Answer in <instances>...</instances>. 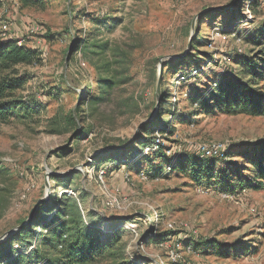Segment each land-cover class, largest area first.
<instances>
[{
  "label": "rangeland",
  "instance_id": "rangeland-1",
  "mask_svg": "<svg viewBox=\"0 0 264 264\" xmlns=\"http://www.w3.org/2000/svg\"><path fill=\"white\" fill-rule=\"evenodd\" d=\"M0 39L37 57L18 66L25 107L0 121L9 254L22 250L13 235L38 201L65 193L82 195L80 210L102 233L122 231L125 256L138 264H264V185L253 186L254 166L240 152L264 144V114L202 112L190 98L237 78L264 93V0H0ZM103 63L114 90L89 103ZM78 113L86 130L73 140L65 121ZM144 127L153 144L141 147ZM210 142L227 155L195 180L180 166ZM9 256L0 264H15Z\"/></svg>",
  "mask_w": 264,
  "mask_h": 264
},
{
  "label": "trees",
  "instance_id": "trees-1",
  "mask_svg": "<svg viewBox=\"0 0 264 264\" xmlns=\"http://www.w3.org/2000/svg\"><path fill=\"white\" fill-rule=\"evenodd\" d=\"M35 0H20L22 5L26 6L34 3ZM256 2L253 1L252 4ZM95 21V20H91ZM105 24L104 20L100 21ZM88 42L87 44H89ZM94 45V44H90ZM103 47L104 44H98ZM69 47V52L71 51ZM37 60L35 52L20 45L13 40H0V121L8 120L16 109L25 107V103L17 95V91L22 88L25 78L20 75L18 66L27 65ZM254 61H247L246 70L251 76L257 74ZM108 63L96 67L98 70V90L88 93V102L96 103L104 101L114 90L116 84L115 76L107 74ZM242 79H225L215 83V88L193 93L190 97L192 103L198 105L199 109L209 111L211 108H218L230 112L232 110L245 111L249 115L264 114V93L260 92L255 85ZM264 88V87H263ZM200 112V111H199ZM75 118L70 115L65 124L73 128L74 139L78 140L85 133V127L78 125L81 120L80 113ZM175 118V112L171 113ZM183 120H186L184 117ZM148 130L143 129L141 135H138L139 146L153 144V139L147 137ZM164 134H173L172 128L161 129ZM137 140V139H136ZM147 142V143H146ZM244 146V145H243ZM161 149V147L159 148ZM130 151V149H128ZM241 154L247 159V163L254 166L255 188H261L264 185V144L253 143L245 145L241 149ZM227 155V153H226ZM192 161L187 166L182 164L180 169L192 170L191 175L198 180L203 175L210 176L214 170V161L210 157H188ZM225 160V159H221ZM257 180V181H256ZM79 197L69 194H62L39 204L36 213L29 224L21 227L13 236L19 237L22 242V250L16 254H9L7 242H0L1 254L10 255L15 264H138V262L125 256L124 245L122 243L123 232L116 230L110 234H104L92 224V212L83 215L80 210ZM51 211L46 217L45 212ZM42 229V233H37V228ZM153 229V228H151ZM37 242L31 249L23 243L27 240ZM32 244V243H30ZM32 246V245H31Z\"/></svg>",
  "mask_w": 264,
  "mask_h": 264
},
{
  "label": "built area",
  "instance_id": "built-area-1",
  "mask_svg": "<svg viewBox=\"0 0 264 264\" xmlns=\"http://www.w3.org/2000/svg\"><path fill=\"white\" fill-rule=\"evenodd\" d=\"M2 28L5 31L6 25L3 24ZM0 40H4V39H0ZM194 152L198 154L200 157H210V158H223L226 155L224 145L220 144L219 142L200 143L196 145ZM171 227H172V224L168 223L167 228L171 229ZM173 260H176V259H173Z\"/></svg>",
  "mask_w": 264,
  "mask_h": 264
},
{
  "label": "water",
  "instance_id": "water-1",
  "mask_svg": "<svg viewBox=\"0 0 264 264\" xmlns=\"http://www.w3.org/2000/svg\"><path fill=\"white\" fill-rule=\"evenodd\" d=\"M43 201H44V199H40V200L38 201L37 205L40 204V203L43 202ZM9 235H10V233H7L6 235L0 237V242H2L3 240H5Z\"/></svg>",
  "mask_w": 264,
  "mask_h": 264
}]
</instances>
